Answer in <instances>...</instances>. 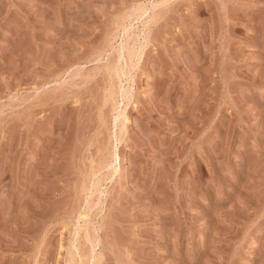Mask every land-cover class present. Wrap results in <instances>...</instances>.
Returning a JSON list of instances; mask_svg holds the SVG:
<instances>
[{
	"label": "rangeland",
	"instance_id": "374dc122",
	"mask_svg": "<svg viewBox=\"0 0 264 264\" xmlns=\"http://www.w3.org/2000/svg\"><path fill=\"white\" fill-rule=\"evenodd\" d=\"M91 255L264 264V0H0V264Z\"/></svg>",
	"mask_w": 264,
	"mask_h": 264
},
{
	"label": "bare ground",
	"instance_id": "6f19581e",
	"mask_svg": "<svg viewBox=\"0 0 264 264\" xmlns=\"http://www.w3.org/2000/svg\"><path fill=\"white\" fill-rule=\"evenodd\" d=\"M127 43H128V42H127ZM126 46H127V45H126ZM127 48H128V47H127ZM123 49H124V48H123ZM125 92H126V93H124L125 95L123 94V96L126 98V96H127V92H128V91H125ZM127 99H128V98H127ZM114 155H115V154H114ZM95 182H96V181H95ZM94 185H96V184L94 183ZM96 186H97V185H96ZM99 186H100V185H99ZM98 188H99V187H98ZM98 188H96V189L98 190ZM87 225H88V224H87ZM86 234H87V233H86ZM88 236H89V235H88ZM88 236H87V237H88ZM88 238H89V237H88ZM88 238H87V239H88ZM91 241H92V240H91ZM91 257H92V255H91ZM72 258H73V257H72ZM94 258H95V257H92L91 259H94ZM92 261H93V260H92ZM96 261H97V258L94 259V262H95V263H94V262H92V263L96 264ZM92 263H91V264H92ZM69 264H71V263H69Z\"/></svg>",
	"mask_w": 264,
	"mask_h": 264
}]
</instances>
